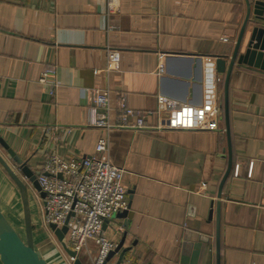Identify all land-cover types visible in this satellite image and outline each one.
<instances>
[{"label":"crops","instance_id":"crops-1","mask_svg":"<svg viewBox=\"0 0 264 264\" xmlns=\"http://www.w3.org/2000/svg\"><path fill=\"white\" fill-rule=\"evenodd\" d=\"M247 15L245 0H0V136L37 175L48 155L89 157L108 137L104 157L125 170L129 198L127 219L104 226L124 239L120 264H264V70L236 62L227 130L217 65L224 57L228 69L239 40L240 54L248 48ZM47 67L54 95L40 82ZM97 89L113 107L126 92L147 127H88ZM0 154L15 165L1 145ZM18 193L0 164V210ZM28 194L42 227L43 199ZM50 244L37 247L48 264L68 263ZM87 250L81 259L93 264L97 246Z\"/></svg>","mask_w":264,"mask_h":264},{"label":"built area","instance_id":"built-area-1","mask_svg":"<svg viewBox=\"0 0 264 264\" xmlns=\"http://www.w3.org/2000/svg\"><path fill=\"white\" fill-rule=\"evenodd\" d=\"M108 61V70L118 69L115 59L108 57ZM159 69L160 73L165 71L163 66ZM55 77L54 67L45 68L41 74L40 82L47 86L50 95H54L59 87ZM93 93L88 127L104 130L108 134L112 130L138 131L147 127L148 115L130 106L126 92L117 93L115 107L111 104V92L97 89ZM49 130L58 132L59 127ZM108 149L109 139L103 137L96 146V152L89 157L65 160L50 154L38 176L39 185L45 193L44 227L48 229L50 225H55L61 229L66 226V245L78 255L83 253L88 242L95 243L97 257L93 264H104L108 255L118 247L106 236L105 224L129 209L128 191L123 181L125 170L104 157ZM71 260L73 263L74 260Z\"/></svg>","mask_w":264,"mask_h":264},{"label":"water","instance_id":"water-1","mask_svg":"<svg viewBox=\"0 0 264 264\" xmlns=\"http://www.w3.org/2000/svg\"><path fill=\"white\" fill-rule=\"evenodd\" d=\"M248 10L247 22L250 17L253 16V23L256 24L254 28L255 36L248 44V48L244 54H240L241 41L239 40L235 50L230 58V64L227 69V61L224 57H218L217 65L218 70L221 73H226L225 78V120L227 130H229V84L230 78L236 62L239 65H248L264 70V0H245ZM245 28H243L244 30ZM0 145L8 151L9 156L14 162V166L7 162V160L0 154V164L16 185L20 192L23 212H24V228L25 238L15 229L13 224L9 221L6 215L0 210V261L2 264H48L43 257L42 253L36 249L34 240V225L32 222V215L30 209V201L28 189L33 188L41 199L45 198V193L42 191L39 182L38 175L31 169L28 161L22 160L16 156L15 152L10 149L8 144L0 136ZM16 167V168H15ZM231 164L226 174L228 176L231 171ZM225 177V179H226ZM128 210L116 215L117 219H127ZM44 227V226H43ZM45 228V227H44ZM217 259L219 261V224L217 226ZM57 242L61 245V248L67 254V256L74 260L73 264H84L81 255L67 247L65 237L68 231L66 226L58 229L55 225H50L47 229ZM124 239L118 244L115 251H112L106 258L104 264H106L116 253L120 252V257L117 264H120L123 260L126 250L123 249ZM197 248L200 246L197 245ZM195 247V248H196ZM198 252H196V257ZM192 264H198L194 261Z\"/></svg>","mask_w":264,"mask_h":264},{"label":"rangeland","instance_id":"rangeland-1","mask_svg":"<svg viewBox=\"0 0 264 264\" xmlns=\"http://www.w3.org/2000/svg\"><path fill=\"white\" fill-rule=\"evenodd\" d=\"M17 197H19V196H17ZM40 205H42L41 201H40ZM6 206H8L10 209H12V213L13 214L8 212L6 209H5V211L10 216V218L12 220V223L18 229L19 233L25 238V233H24V229H25L24 228V212H23V208L21 206L19 198H15V200H13L12 202H9L8 204H6ZM13 218H15L14 219L15 222L13 221ZM42 228H43L44 232L46 233V236H47L49 242H51L56 247L59 246L60 250H62V252L67 256V254L64 252V250L61 248V245L57 242L56 238L54 239L53 235L46 228H44L43 226H42ZM90 242H88V244ZM88 244H87V247H88ZM87 247L85 248V251H88ZM47 257H49V256H47ZM67 258L69 259L68 260L69 262L66 263V264H73L72 260L68 256H67Z\"/></svg>","mask_w":264,"mask_h":264},{"label":"trees","instance_id":"trees-1","mask_svg":"<svg viewBox=\"0 0 264 264\" xmlns=\"http://www.w3.org/2000/svg\"><path fill=\"white\" fill-rule=\"evenodd\" d=\"M38 176H39V174H38ZM18 195H19V200H20L21 206H22V200H21L20 193H18ZM22 208H23V206H22ZM5 209L10 213H12V209H10L8 206H6V204H5V208L2 209V212L6 215V217L9 219V221L12 223V220H11L10 216L7 214V212L5 211ZM14 219L15 218H13V221L15 222ZM13 226L15 227L14 224H13ZM15 229L18 231V229L16 227H15ZM24 233H25V229H24ZM34 240H35L36 249L39 246V244H41V243H45L48 246V248H51V244H50V242L46 236V233L44 232V230L41 226H38V225L34 226Z\"/></svg>","mask_w":264,"mask_h":264}]
</instances>
